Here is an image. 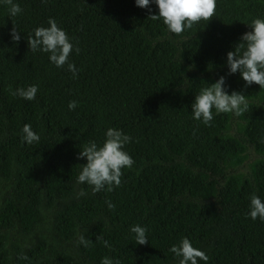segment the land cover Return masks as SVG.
I'll list each match as a JSON object with an SVG mask.
<instances>
[{
	"label": "trees",
	"instance_id": "16d2710c",
	"mask_svg": "<svg viewBox=\"0 0 264 264\" xmlns=\"http://www.w3.org/2000/svg\"><path fill=\"white\" fill-rule=\"evenodd\" d=\"M14 2L22 11L12 17L0 0V264H178L169 248L183 237L206 264H264V222L247 215L252 195L264 200V89L227 76L247 111L215 115L210 126L190 114L200 88L227 72L226 53L247 25L264 17V0H217L213 18L181 34L134 0ZM50 17L80 49L70 56L75 79L27 46ZM32 84V101L11 94ZM24 124L38 143L21 140ZM108 127L132 137L134 164L119 187L93 193L76 182L86 163L77 154ZM248 148L258 158L243 173ZM133 224L147 227L148 243L136 245ZM81 234L92 244L80 245Z\"/></svg>",
	"mask_w": 264,
	"mask_h": 264
},
{
	"label": "clouds",
	"instance_id": "9594fccd",
	"mask_svg": "<svg viewBox=\"0 0 264 264\" xmlns=\"http://www.w3.org/2000/svg\"><path fill=\"white\" fill-rule=\"evenodd\" d=\"M8 5V14L12 17L21 13L22 9L14 0H3ZM136 7L146 9L149 13L148 19L161 20L168 31L174 34H181L193 28L201 21H209L216 13L217 0H134ZM155 5L157 13L153 14L150 5ZM48 26H39L32 30L27 37V46L33 53L40 52L47 54L48 61L57 68L67 67L73 78L77 77L78 69L70 56L73 52L79 53V47L74 45L72 38L65 30L58 26L54 18H49ZM250 31H246L239 37V42L234 45V50L226 53L225 66L227 72L220 75L214 83H207L206 87L200 88L194 95L191 103V118L199 121L205 126H210L215 115L221 113H233L240 115L247 111L249 105L243 91L231 90L226 83L227 76L239 74L244 82L243 87L258 85L264 89V17L253 18L247 25ZM10 39L18 42L21 33L13 27L10 32ZM38 86L35 84L27 87H17L12 91L13 96L28 101L36 98ZM76 101L68 103V109L74 110ZM21 140L32 145L40 141V136L30 124H24ZM132 137L123 130L108 127L104 132L103 142L98 144L90 140L80 148L77 154L78 159H85L86 163L76 177L78 184L91 186L93 193L102 190L111 192L121 184L123 169H130L134 160L125 150V145L131 142ZM80 196L85 195L81 189ZM109 209L115 207L107 202ZM247 215L256 220L259 218L264 222V200L258 195H252L249 200ZM136 245H144L149 242L148 229L140 224H133L129 227ZM97 240L101 237L97 236ZM82 246H89L92 242L83 234L78 238ZM105 246L108 242L104 241ZM169 251L177 260L178 264H201L208 261L207 254L200 248L194 247L190 239L181 238L178 244H173ZM100 264H120L118 259L108 256L102 257Z\"/></svg>",
	"mask_w": 264,
	"mask_h": 264
},
{
	"label": "rangeland",
	"instance_id": "374dc122",
	"mask_svg": "<svg viewBox=\"0 0 264 264\" xmlns=\"http://www.w3.org/2000/svg\"><path fill=\"white\" fill-rule=\"evenodd\" d=\"M233 128H234V125H233ZM233 131L235 132L234 129H233ZM234 132L231 131V134H234ZM247 153H248V158H247V161H246V165L242 169H240V171L243 172V173H248L249 169H248L247 165L252 163L253 161H255L258 158L254 154L253 150H251L250 148H248Z\"/></svg>",
	"mask_w": 264,
	"mask_h": 264
}]
</instances>
